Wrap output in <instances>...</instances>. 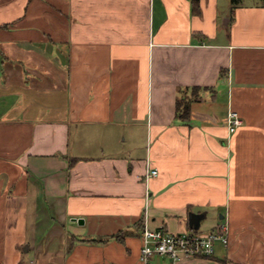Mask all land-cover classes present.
Instances as JSON below:
<instances>
[{
	"label": "crops",
	"instance_id": "0c3cea01",
	"mask_svg": "<svg viewBox=\"0 0 264 264\" xmlns=\"http://www.w3.org/2000/svg\"><path fill=\"white\" fill-rule=\"evenodd\" d=\"M222 224L178 264H264V0H0V264H144V225Z\"/></svg>",
	"mask_w": 264,
	"mask_h": 264
},
{
	"label": "built area",
	"instance_id": "2783aa9c",
	"mask_svg": "<svg viewBox=\"0 0 264 264\" xmlns=\"http://www.w3.org/2000/svg\"><path fill=\"white\" fill-rule=\"evenodd\" d=\"M228 129L231 134L243 125V119L237 111H230L228 115ZM157 169L150 170L149 176L157 177ZM229 227L222 224L210 233H172L164 228L151 229L144 225L142 232L141 261L150 264L154 256H169L174 264H178L182 257H212L215 254L217 242L229 245Z\"/></svg>",
	"mask_w": 264,
	"mask_h": 264
},
{
	"label": "trees",
	"instance_id": "16d2710c",
	"mask_svg": "<svg viewBox=\"0 0 264 264\" xmlns=\"http://www.w3.org/2000/svg\"><path fill=\"white\" fill-rule=\"evenodd\" d=\"M242 0H231L233 6L239 5ZM198 2L199 0H193L194 3V10H198ZM181 106H183V116H187L189 114V105L187 103L182 104V102L178 104V109L180 110Z\"/></svg>",
	"mask_w": 264,
	"mask_h": 264
},
{
	"label": "water",
	"instance_id": "95a60500",
	"mask_svg": "<svg viewBox=\"0 0 264 264\" xmlns=\"http://www.w3.org/2000/svg\"><path fill=\"white\" fill-rule=\"evenodd\" d=\"M206 214H195L192 213L190 214V219H189V223L192 227H195L196 229H199L200 227V222L203 218H205Z\"/></svg>",
	"mask_w": 264,
	"mask_h": 264
},
{
	"label": "rangeland",
	"instance_id": "374dc122",
	"mask_svg": "<svg viewBox=\"0 0 264 264\" xmlns=\"http://www.w3.org/2000/svg\"><path fill=\"white\" fill-rule=\"evenodd\" d=\"M202 230H205V226H203Z\"/></svg>",
	"mask_w": 264,
	"mask_h": 264
}]
</instances>
